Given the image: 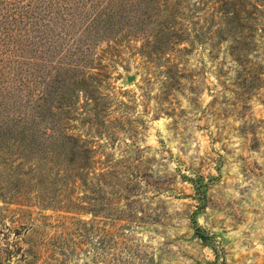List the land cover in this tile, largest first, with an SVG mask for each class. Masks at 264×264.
<instances>
[{
  "label": "rangeland",
  "instance_id": "rangeland-1",
  "mask_svg": "<svg viewBox=\"0 0 264 264\" xmlns=\"http://www.w3.org/2000/svg\"><path fill=\"white\" fill-rule=\"evenodd\" d=\"M206 1L0 0V264H264V0L239 61Z\"/></svg>",
  "mask_w": 264,
  "mask_h": 264
},
{
  "label": "trees",
  "instance_id": "trees-1",
  "mask_svg": "<svg viewBox=\"0 0 264 264\" xmlns=\"http://www.w3.org/2000/svg\"><path fill=\"white\" fill-rule=\"evenodd\" d=\"M247 0H218L216 3L218 7L213 10L218 13L220 16L223 17V26L227 32L231 33V45L229 46L230 54L236 58L241 57L242 55L246 54L249 50V45L251 44V38L248 33L254 29L252 24L249 23L247 16L251 15V12L245 11V2ZM255 2V0H252ZM257 1V0H256ZM207 5L206 0H200V6L204 7ZM256 10V6L252 7ZM247 15V16H246ZM223 30L220 28L221 31ZM225 37H211L208 39L210 44L217 43L219 41H223L222 39ZM204 42V41H203ZM166 80H169L166 77ZM88 169L87 166L81 167L79 170H86Z\"/></svg>",
  "mask_w": 264,
  "mask_h": 264
},
{
  "label": "water",
  "instance_id": "water-1",
  "mask_svg": "<svg viewBox=\"0 0 264 264\" xmlns=\"http://www.w3.org/2000/svg\"><path fill=\"white\" fill-rule=\"evenodd\" d=\"M132 80H133V78H129V79H128V82H131Z\"/></svg>",
  "mask_w": 264,
  "mask_h": 264
}]
</instances>
